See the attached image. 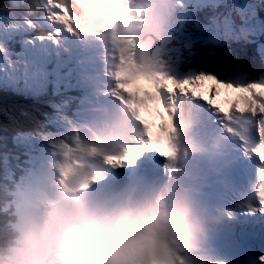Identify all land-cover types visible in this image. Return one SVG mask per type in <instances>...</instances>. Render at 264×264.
Wrapping results in <instances>:
<instances>
[{
	"label": "clouds",
	"instance_id": "1",
	"mask_svg": "<svg viewBox=\"0 0 264 264\" xmlns=\"http://www.w3.org/2000/svg\"><path fill=\"white\" fill-rule=\"evenodd\" d=\"M33 4L43 12L38 18L25 16L27 26L44 22L53 26V38L67 31L100 45L103 82L87 118L75 121L65 115V129L46 137L45 155L37 153L23 166L20 160L25 154L28 160L29 147L20 144L24 147L15 155L16 170L0 173V264H229L211 252L209 241L211 223L218 219L215 213L228 215L231 210H214L206 203L200 189L185 179L182 161L197 154L227 158L233 142L251 155L245 147L253 142L251 123L212 110L217 127L198 138L197 111L208 107L177 88L168 113L175 146L169 158L147 146L149 137L138 108L125 102L126 92L118 91L121 50L133 71L151 79L181 78L197 71H185L194 54L177 39L189 7L186 0H33ZM4 50L0 44V52ZM50 87L45 93L54 96ZM160 96L162 108L173 99L167 91ZM53 131L54 125L40 135ZM146 150L167 157L169 171L163 181L143 189L120 186L94 192L110 168L121 167L114 154H131L135 160ZM261 169L264 163L243 201L258 210L264 208ZM260 259L264 264V256Z\"/></svg>",
	"mask_w": 264,
	"mask_h": 264
},
{
	"label": "snow or ice",
	"instance_id": "2",
	"mask_svg": "<svg viewBox=\"0 0 264 264\" xmlns=\"http://www.w3.org/2000/svg\"><path fill=\"white\" fill-rule=\"evenodd\" d=\"M211 6L215 7L216 5L213 3ZM234 7L237 8V14L240 16L239 25L229 14L223 18L212 17L208 27L216 34L223 35L247 36L257 32L264 33V21L258 19L255 7L247 4L234 5ZM48 35L51 37L52 34L49 33ZM184 38V29L180 24L177 39L182 44ZM261 56L264 58V52L261 53ZM120 61L121 67L116 73L119 82L118 91L126 92L128 96L125 102L134 108H138L149 137L148 147L158 149L169 158L174 156L175 146L172 144L174 130L171 128V117L168 113L174 104L175 90L179 88L182 93L194 95L197 99L202 100L209 110H215L219 113L227 112L229 119L233 114L245 117L251 126L256 125L258 121L259 140L249 150L251 153L258 154L260 161L264 162V73L253 77L247 69L243 71L240 69L221 71L217 64L206 59L194 58L193 55L184 67L185 71L197 69L194 74L181 78L165 76L164 79L156 80L133 71L132 64L128 63V58L125 57L124 50H121ZM199 69H204V71ZM208 81L214 83L209 84ZM220 85L225 90H233L232 94L225 96V102L230 105L227 110L216 102V97L221 92ZM205 90L209 93L208 95L204 94ZM161 91H167L168 95L173 98L163 108L161 107ZM121 99L124 97L121 96ZM157 120H159L158 123ZM114 156L118 166H123L126 162H134L131 154H114ZM259 175L262 180L260 194L264 198V169L260 170ZM259 210L264 212V208Z\"/></svg>",
	"mask_w": 264,
	"mask_h": 264
},
{
	"label": "rangeland",
	"instance_id": "3",
	"mask_svg": "<svg viewBox=\"0 0 264 264\" xmlns=\"http://www.w3.org/2000/svg\"><path fill=\"white\" fill-rule=\"evenodd\" d=\"M232 17L240 16L233 13ZM23 19L24 17H0V44L5 49L0 52V85L16 88L28 94H38L50 84L55 90H61L59 100L65 97L70 101V105L64 103L63 106L57 107L52 133L29 138L17 137L19 144H27L29 147L28 160L26 154L20 160L24 166L35 154L45 155L47 153L46 137L59 134L65 129V115L75 121H81L88 117L91 110L89 102L96 97L98 86L93 87L88 82V76L84 77L85 70H90L89 72L93 70L88 59L86 60L84 56L81 42L75 35L65 32L66 34L60 41L65 58L62 62L55 64L57 59L54 60L50 52L57 46L52 43L55 39L48 35L54 32L53 26L41 22L40 24L45 27L46 34L39 35L33 32L35 27L27 26L23 23ZM209 41L214 44V38H209ZM215 52L216 49L209 47L203 49L201 54L211 56ZM216 58L219 62L226 63L219 57ZM55 66L59 69H69L68 87L63 86V83H58L63 76L62 74L58 75ZM258 71L261 74L264 69L260 68ZM102 82L103 77L99 78V84ZM7 156L8 154H1L2 158Z\"/></svg>",
	"mask_w": 264,
	"mask_h": 264
},
{
	"label": "trees",
	"instance_id": "4",
	"mask_svg": "<svg viewBox=\"0 0 264 264\" xmlns=\"http://www.w3.org/2000/svg\"><path fill=\"white\" fill-rule=\"evenodd\" d=\"M29 9L34 11L30 13ZM42 12V9H35L33 0H0V17L23 18L31 15L37 18L42 15ZM33 32H40V35L46 34L45 27L41 24L35 27ZM209 37L205 38L202 48L196 49V53L200 54L206 47L216 49L214 54L207 55L208 61L217 64L221 71L242 67L253 76L260 68L264 69V58L261 56L264 52V33L247 35L245 40L221 36L214 44L208 41ZM216 57L226 63L219 62ZM60 74L65 77L64 72ZM62 80L65 83V78ZM54 90L51 86L50 92ZM60 94L61 91L58 98L46 94L45 90L38 94H28L16 88L0 85V173L9 168L15 170L17 168L15 155L19 154L24 147L18 143L17 137L28 138L49 132L53 126L57 107L63 106L64 103L70 105V101L65 97L59 100ZM3 153L9 154V157L2 158Z\"/></svg>",
	"mask_w": 264,
	"mask_h": 264
},
{
	"label": "bare ground",
	"instance_id": "5",
	"mask_svg": "<svg viewBox=\"0 0 264 264\" xmlns=\"http://www.w3.org/2000/svg\"><path fill=\"white\" fill-rule=\"evenodd\" d=\"M138 188H140V186Z\"/></svg>",
	"mask_w": 264,
	"mask_h": 264
}]
</instances>
